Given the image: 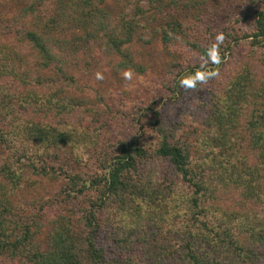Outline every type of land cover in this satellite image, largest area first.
Instances as JSON below:
<instances>
[{
    "label": "trees",
    "instance_id": "obj_1",
    "mask_svg": "<svg viewBox=\"0 0 264 264\" xmlns=\"http://www.w3.org/2000/svg\"><path fill=\"white\" fill-rule=\"evenodd\" d=\"M43 1L39 0L37 5L32 3L29 10L37 12ZM203 1L181 0L180 6L198 5ZM103 2L59 0V18L53 17L43 24L38 19L41 22L19 32L20 47L8 49L0 41L3 84L6 75L24 80L26 71L19 69L25 55L21 51L24 43L29 46L27 54L34 55L37 68L36 73L33 72L38 84L47 91V112L56 116L67 113L69 105L63 101L64 97L58 96L57 85L58 77H68L61 56L67 41L51 35L62 21L80 26L85 31L86 43L107 36L112 48L122 56V67L132 64L129 52L121 46L131 40L134 28L156 22L163 32L162 40L167 43L170 39L167 28L180 25L176 14L170 12L171 8L178 12L177 0H144L143 6L128 0L133 6L129 21L123 16V24L105 34L106 13L99 6ZM252 18V31L242 36L252 38V49L264 48V0L253 10ZM228 38L236 42L232 33H228ZM72 43V52H78L79 43ZM194 48L205 60L195 65L196 68L209 66L216 71L219 64L222 65L223 56L219 51L218 55H212L214 50L210 46L194 45ZM52 66L56 74L41 73L42 69ZM260 66L262 75L259 77L258 71L246 60L231 74L222 92L215 93L217 97L210 101L206 125L215 130L210 134H219L216 139L220 142L219 150L214 147L208 152L204 150L205 153L192 154L188 137L182 141L170 133L160 121V110L153 107L158 143L150 147L142 138L119 140L114 153L102 164L101 173L84 178L63 167L58 173L54 167L63 147L67 160L71 155L76 161L83 159L81 150L93 135L82 124L69 128L38 120L29 127L31 136L21 141L16 137L7 139L5 131L0 129V142L13 147L14 157L0 167V173L6 177L9 172L16 176L12 179L13 187L19 178L13 168L35 177L56 179L61 173L64 175L61 194L50 203L40 198L33 200L30 205L34 209L27 212L22 205L10 201L11 192L16 188L7 190L0 181V264H264V59ZM190 69L176 79V84H171L168 98L177 97L182 92V81H189L190 74L197 72L193 67ZM19 124L25 126V132L24 123H17L13 129ZM33 142L51 145L48 155L54 161L52 165H48L50 158L46 153L32 146ZM202 144L207 146L205 142ZM155 159L168 161L172 174L165 182L169 183L155 178ZM183 184L191 188V193L186 197L173 196ZM224 194H228L237 210L223 212L217 197ZM87 196L86 204L82 199ZM41 222L49 226L43 243L37 238ZM173 226L176 232L170 243L166 234ZM138 228L145 233L142 238L150 232L154 239H129L130 235L138 233ZM157 235L160 236L156 238ZM107 251L113 256L109 257Z\"/></svg>",
    "mask_w": 264,
    "mask_h": 264
},
{
    "label": "rangeland",
    "instance_id": "obj_2",
    "mask_svg": "<svg viewBox=\"0 0 264 264\" xmlns=\"http://www.w3.org/2000/svg\"><path fill=\"white\" fill-rule=\"evenodd\" d=\"M38 1L0 0V41L8 49L18 48L19 32L32 28L35 22L40 21L38 19H41L40 22L43 24L50 22L53 17L59 18L57 9L59 0H44L38 3L37 12L32 13L29 9L32 3L37 5ZM132 1L142 6L144 4V0ZM177 1L178 12L171 10L172 8L170 12L176 14L175 19L180 21V25L167 28V36L170 38L167 43L162 40L163 32L159 24L153 22L148 27L134 28L131 40L121 46L131 56L130 67L120 66L122 56L112 48L107 36L103 35L86 43L83 40L85 31L76 23L69 24L64 20L60 26L57 25L51 35L67 41L63 50L65 53L61 56L64 61V73L68 76L66 79L58 77V96L64 97L63 101L69 105V111L57 114L58 117L56 114L52 115L53 112H47V91L38 84L34 71L37 68L34 55L27 54L29 46L23 43L21 51L25 55H22L23 60L19 69L26 71L24 80L21 82L10 75H6L5 84L0 80V129L5 131L7 139L12 140V137H16L18 141L27 139L31 136L29 130L31 123L38 120L45 119L69 128H74L80 123L93 135L91 141H87V146L81 150V153H84L81 161H76L73 155L67 160L66 148L63 147L54 163L48 155L51 145L33 142L32 146L48 155L50 158V161L47 160L48 165L54 163L58 173L59 168L63 167L66 171L78 172L84 178H93L101 173L102 164L114 153L119 140L142 138L141 141L150 147L158 143L159 134L156 126H153L152 115L153 107H156L161 113L160 121L170 133H174L182 141L188 137V141L192 142V154L205 153L214 147L219 150L220 142L216 140L219 134H210L215 130L212 131L206 125L211 109L210 101L222 92L231 74L236 73L246 60L258 71L257 76L262 75L260 63L264 59V48L252 49L250 45L252 38L242 36L252 31V12L260 7L261 0H204L198 5L184 6H180L181 0ZM99 6L106 13L105 34L123 24V16L129 21V15L132 16L133 13V6L128 0H104ZM172 19H169L170 23ZM227 32L232 33L239 44L229 40ZM221 34L223 42L214 47L217 45V35ZM72 42L79 43L78 52H72L74 49ZM194 45L210 46L214 50L212 55L219 51L223 56L222 65L219 64L216 71L209 66L196 68L195 65L205 60L199 56ZM247 55L252 56L248 58ZM190 67L197 71L190 74V83L196 81L198 76H206L207 79L204 82H196L193 87H183L177 97L168 98L171 84H176L177 78L190 72ZM126 72L131 73V79L125 78ZM41 73L54 75L56 69L52 66L42 69ZM215 93L217 95L214 96ZM17 123H24L26 131L24 132L23 124H19L14 130L13 126ZM203 142L209 148L203 146ZM10 143L13 144V141ZM241 144L245 146L246 142ZM204 150L206 151L203 152ZM12 158L13 147L0 142V167L12 161ZM154 161L157 168L155 178L169 183L165 182L166 177L169 181L172 174L168 161L156 159ZM15 169L13 168L19 177L16 186H12V179L16 176L10 172L7 177L0 173V181L7 190L16 188L11 192L10 201L12 204L22 205L24 212L34 209L30 204L37 198L50 203L58 193L61 194L60 189L64 185L62 173L58 178L50 179L24 172L21 174ZM89 193L92 194L93 191ZM188 193H191V188L183 184L177 187L173 196L186 197ZM217 198H220L219 206L223 212L237 210L228 194ZM87 199L88 196L83 198V203H86ZM178 202L179 200L176 203ZM41 225L37 238L43 243L49 226L47 222H41ZM141 232L142 228H138V233L130 235L129 239L135 238L138 241L154 239L150 232L146 238H142L145 233ZM175 232L173 226V230L170 228L168 235L166 234L170 238V243ZM158 236L160 235L156 238ZM107 255L113 256L110 251H107Z\"/></svg>",
    "mask_w": 264,
    "mask_h": 264
},
{
    "label": "clouds",
    "instance_id": "obj_3",
    "mask_svg": "<svg viewBox=\"0 0 264 264\" xmlns=\"http://www.w3.org/2000/svg\"><path fill=\"white\" fill-rule=\"evenodd\" d=\"M216 42H217V45H215L214 47L218 46L220 43L223 42V35L222 34L221 35H217ZM214 62H218V60H215ZM98 78H100V77L98 76ZM125 78L126 79H131V73L130 72H126L125 73ZM206 79H207L206 76H198L197 80L193 81L191 83L189 81H182V86L183 87H193L196 82H204Z\"/></svg>",
    "mask_w": 264,
    "mask_h": 264
}]
</instances>
